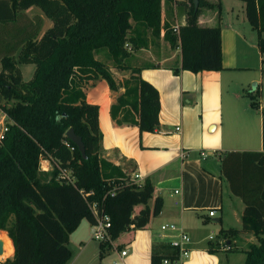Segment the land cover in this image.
Listing matches in <instances>:
<instances>
[{
    "label": "trees",
    "instance_id": "trees-1",
    "mask_svg": "<svg viewBox=\"0 0 264 264\" xmlns=\"http://www.w3.org/2000/svg\"><path fill=\"white\" fill-rule=\"evenodd\" d=\"M160 1L0 0V105L12 120L0 144V229L7 235L0 233L9 237L8 254H12L0 264H64L70 256L68 233L82 218L93 221L88 207L92 201L108 214L112 239L130 228L145 227L160 211L162 199L153 195L148 179L137 184L98 155L97 105L85 101L79 82L71 79L75 71L90 72L114 89L108 68L94 57L104 48L113 66L129 67L124 90L111 104L110 113L114 116L120 106L128 105L135 117L123 114L122 118L139 130H156L157 90L139 76L138 66L124 64L129 55L126 43L131 48L144 46L148 38L143 30L149 29L151 37L162 31L171 48L179 47L181 69L222 67L219 25L201 26L196 21L200 7L212 3L198 0L194 8L192 0H175L185 22L174 32L162 20ZM241 1L247 21L256 30V44L264 51L260 35L264 0ZM31 5L51 22L42 31L40 18L24 12ZM131 28L135 33L128 39ZM16 63L34 65L30 78H21ZM260 115L262 149L227 150L219 162L230 191L244 203L241 229L257 238L243 249L242 264H264V107ZM68 127L80 136L85 157L65 136ZM42 158L50 162L47 171L39 169ZM58 166L70 169L74 181L58 177ZM111 187L114 192L106 193ZM219 231L225 236L234 229ZM98 247L101 253L104 245ZM218 249L214 239L206 246L208 252ZM171 255L153 252L150 264Z\"/></svg>",
    "mask_w": 264,
    "mask_h": 264
},
{
    "label": "crops",
    "instance_id": "crops-1",
    "mask_svg": "<svg viewBox=\"0 0 264 264\" xmlns=\"http://www.w3.org/2000/svg\"><path fill=\"white\" fill-rule=\"evenodd\" d=\"M206 1L212 6H201L196 21L201 26L219 25L220 69H181L179 47L171 48L162 31L152 41L148 38L144 46L127 47L129 55L124 64L138 66L139 76L157 90L156 130H139L135 123L122 118L123 114L135 117L128 105L120 106L114 116L110 113L111 104L124 90L129 67L106 66L114 80V89L104 78L90 72L75 71L71 77L72 82H79L84 100L97 105L98 155L137 184L148 179L153 195L162 199L160 211L150 217L145 227L130 228L112 239L113 254L121 264H150L153 252L174 254L176 250L168 244L169 236L160 235L159 225L164 222L178 224L190 238L189 254L182 264H231L232 254H238L242 262L243 249L257 242L251 231L241 229L244 203L230 191L219 169L220 158L227 150L262 149V106L235 103L240 92L230 88L235 83L227 82L235 70L250 69L248 63L252 62L247 48L255 47L256 30L245 17L243 1ZM229 3L233 6H228ZM33 8L40 11L31 5L24 12L31 16ZM163 16L166 21L173 18L176 25L185 22L184 11L179 9L176 14L175 7L172 16L167 12ZM50 23L44 22L40 31ZM260 57L264 55L260 53ZM33 68L34 65L26 79L30 78ZM259 68H262L260 61ZM20 74L22 78L21 70ZM38 165L43 171L50 169L46 158ZM135 173L137 177L133 176ZM151 202L149 199L148 204ZM211 208L214 214L209 216L207 211ZM225 228L234 231L221 236L219 230ZM209 235L218 241L219 249L215 252L206 250L212 240L208 239ZM67 246L70 256L64 264H92L96 260L100 264L106 257L104 249L100 253L98 242L97 249H93L90 222L85 218L68 233ZM120 249H126L121 257Z\"/></svg>",
    "mask_w": 264,
    "mask_h": 264
},
{
    "label": "rangeland",
    "instance_id": "rangeland-1",
    "mask_svg": "<svg viewBox=\"0 0 264 264\" xmlns=\"http://www.w3.org/2000/svg\"><path fill=\"white\" fill-rule=\"evenodd\" d=\"M228 6H233L231 3L227 4ZM177 3L175 2V0H161L160 1V7H161V17L162 20H164V16L166 15V12L168 14H170V16H172V8L175 7L176 9V14L179 11V8L177 7ZM33 10L31 13V16H35V17H39L40 18V22H41V27L44 26V22L47 23V17L45 18V16L36 8L31 9ZM180 10H182V8H180ZM164 11V13L162 12ZM38 13H41L42 16H39ZM30 16V17H31ZM50 21V20H49ZM130 23L133 25V20L131 18H129ZM164 23H166V25H168L169 27H172L173 25H175V22L173 20V18H171L170 20L167 19L164 20ZM135 29L131 28L129 29L128 33L126 34L127 38L129 39V37H132L134 35ZM144 34H146L147 38H149L151 41L153 40V37H151L150 35V30L146 29L143 30ZM261 35H264V30L261 31ZM257 37V34H256ZM129 43H126V46L128 47ZM255 47H248L247 48V54L249 57V62L252 63H248L251 64L250 69L247 70H235L237 72H234V74H231L230 76H228L227 78V82H233L235 83V85H230L231 89H236L238 90V92H240L239 97L235 98L236 100L235 103H239V104H244V103H251L253 106L257 107V106H262L264 107V57H260V53H261V49L256 47V44H254ZM131 48V47H130ZM95 57L97 59H99L100 61H103L105 66H112L113 65V60L111 58V55L109 53H107V51L102 48L100 50H97L95 52ZM259 61L262 63V68H259ZM17 66L20 68V70L22 71V78L26 79L27 78V72L30 68L33 67L32 63H16ZM1 102H4V100H1ZM11 100L6 101L5 103H10ZM261 107V108H262ZM43 159V158H42ZM40 169V168H39ZM1 231V229H0ZM0 240L2 242V253H0V260H3L6 257H9L10 254H8V252H10V248H11V243L8 239L7 236H4L3 234L0 233ZM94 240V239H93ZM97 245V241L94 240V246L93 249H97L96 245ZM99 249V247H98ZM114 249H115V244L114 242L111 244H108L105 248H104V252L103 254L106 255L105 258H103L101 260L100 264H121L119 263L120 261H118V257L114 256ZM99 256V255H98ZM231 264H242L241 261H239V255L238 254H232L231 255ZM116 260V261H114ZM92 264H98V261L96 260L95 262H92Z\"/></svg>",
    "mask_w": 264,
    "mask_h": 264
},
{
    "label": "built area",
    "instance_id": "built-area-1",
    "mask_svg": "<svg viewBox=\"0 0 264 264\" xmlns=\"http://www.w3.org/2000/svg\"><path fill=\"white\" fill-rule=\"evenodd\" d=\"M172 30L174 32H177L178 25H173ZM261 54L264 55V51H261ZM11 123V118L0 105V144L2 143ZM201 155H204V153H201ZM57 169L58 177L62 178L66 182L74 181V175L72 174L70 169L59 166L57 167ZM133 176L137 177L138 173H135ZM113 188L114 187L109 188L106 193L112 194L114 192ZM87 193L89 192H85V194ZM88 207L93 215V221L90 222L91 237L98 243H102L105 248L108 244L112 243V238L110 237L108 231V227L110 226L109 216L97 206L95 201L89 202ZM213 214L214 210L212 208L207 211V215L211 216ZM159 229L161 231L160 235L169 236L168 244L176 250V252L170 257H162L159 264H182L183 259L188 256L190 250V238L188 234L174 222L161 223L159 225ZM208 239H212V235H209ZM125 253L126 249H120L118 251L119 257L124 255Z\"/></svg>",
    "mask_w": 264,
    "mask_h": 264
},
{
    "label": "water",
    "instance_id": "water-1",
    "mask_svg": "<svg viewBox=\"0 0 264 264\" xmlns=\"http://www.w3.org/2000/svg\"><path fill=\"white\" fill-rule=\"evenodd\" d=\"M192 3H193L194 8H196L197 4H198V0H192ZM64 134L69 140H71L76 145V147L79 150L81 156L85 157L83 143H82V141L80 139V136L75 134L71 127H68L65 130ZM1 251H2V242L0 240V253H1Z\"/></svg>",
    "mask_w": 264,
    "mask_h": 264
},
{
    "label": "bare ground",
    "instance_id": "bare-ground-1",
    "mask_svg": "<svg viewBox=\"0 0 264 264\" xmlns=\"http://www.w3.org/2000/svg\"><path fill=\"white\" fill-rule=\"evenodd\" d=\"M41 163H43V161H41ZM1 253H2V251H1Z\"/></svg>",
    "mask_w": 264,
    "mask_h": 264
}]
</instances>
